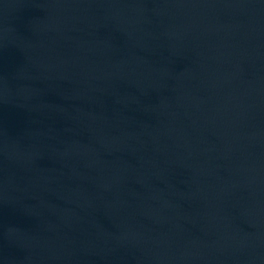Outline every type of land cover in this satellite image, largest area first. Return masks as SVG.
<instances>
[{
	"label": "water",
	"instance_id": "obj_1",
	"mask_svg": "<svg viewBox=\"0 0 264 264\" xmlns=\"http://www.w3.org/2000/svg\"><path fill=\"white\" fill-rule=\"evenodd\" d=\"M0 264H264V0H0Z\"/></svg>",
	"mask_w": 264,
	"mask_h": 264
}]
</instances>
